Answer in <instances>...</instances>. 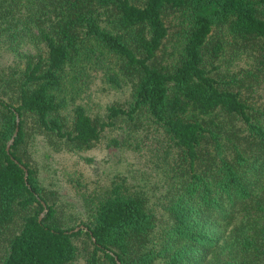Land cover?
Wrapping results in <instances>:
<instances>
[{
	"label": "trees",
	"instance_id": "1",
	"mask_svg": "<svg viewBox=\"0 0 264 264\" xmlns=\"http://www.w3.org/2000/svg\"><path fill=\"white\" fill-rule=\"evenodd\" d=\"M6 51L0 264H264V0H0ZM96 81L128 97L92 115ZM38 139L124 157L68 178L82 217Z\"/></svg>",
	"mask_w": 264,
	"mask_h": 264
},
{
	"label": "rangeland",
	"instance_id": "2",
	"mask_svg": "<svg viewBox=\"0 0 264 264\" xmlns=\"http://www.w3.org/2000/svg\"><path fill=\"white\" fill-rule=\"evenodd\" d=\"M17 58V54L6 51L0 55L1 62H12ZM264 95V88L262 90ZM128 97V88L113 87L106 82L96 81L93 83L89 93L84 94L83 101L92 115H103L108 105L117 100L124 101ZM33 154L39 164L41 177L43 182L59 193L61 201L65 204L68 213L82 217L81 197L77 193L76 187L69 182L71 176L78 179L81 172H85L87 177L91 179L96 177L102 171H113L107 168L114 163L115 158L123 159L124 157H115L103 146L95 149L79 152V153H56L52 151L44 141L38 139L32 144ZM83 157H91L94 159L92 163H86ZM110 161V162H108ZM123 166V164H122ZM105 176V174L103 175ZM154 179L148 183V187H152ZM152 189V188H151ZM156 191L157 195L160 193Z\"/></svg>",
	"mask_w": 264,
	"mask_h": 264
},
{
	"label": "water",
	"instance_id": "3",
	"mask_svg": "<svg viewBox=\"0 0 264 264\" xmlns=\"http://www.w3.org/2000/svg\"><path fill=\"white\" fill-rule=\"evenodd\" d=\"M18 131V130H17ZM13 140V139H12ZM12 142V141H11ZM10 149V145L8 146V150ZM22 167H23V165H22Z\"/></svg>",
	"mask_w": 264,
	"mask_h": 264
}]
</instances>
